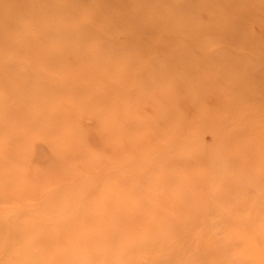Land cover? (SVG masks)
<instances>
[{
  "label": "rangeland",
  "instance_id": "rangeland-1",
  "mask_svg": "<svg viewBox=\"0 0 264 264\" xmlns=\"http://www.w3.org/2000/svg\"><path fill=\"white\" fill-rule=\"evenodd\" d=\"M0 264H264V0H0Z\"/></svg>",
  "mask_w": 264,
  "mask_h": 264
}]
</instances>
